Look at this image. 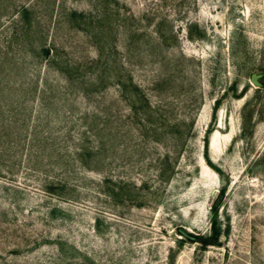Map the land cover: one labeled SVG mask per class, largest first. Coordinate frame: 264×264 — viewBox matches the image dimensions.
I'll list each match as a JSON object with an SVG mask.
<instances>
[{
	"label": "rangeland",
	"instance_id": "rangeland-1",
	"mask_svg": "<svg viewBox=\"0 0 264 264\" xmlns=\"http://www.w3.org/2000/svg\"><path fill=\"white\" fill-rule=\"evenodd\" d=\"M3 72L0 264H264V0H0Z\"/></svg>",
	"mask_w": 264,
	"mask_h": 264
},
{
	"label": "trees",
	"instance_id": "trees-1",
	"mask_svg": "<svg viewBox=\"0 0 264 264\" xmlns=\"http://www.w3.org/2000/svg\"><path fill=\"white\" fill-rule=\"evenodd\" d=\"M28 4L23 3L19 6V8L17 9V12H26V10H28ZM75 13V11H73V14ZM14 18V17H13ZM43 49V48H42ZM45 51L49 50L48 45L45 46L44 48ZM5 77V72H3L2 74H0V94H3L4 92H6L5 90L8 88V85L10 84L9 81L4 78ZM15 84L11 82L10 86L13 87ZM1 101V100H0Z\"/></svg>",
	"mask_w": 264,
	"mask_h": 264
},
{
	"label": "water",
	"instance_id": "water-1",
	"mask_svg": "<svg viewBox=\"0 0 264 264\" xmlns=\"http://www.w3.org/2000/svg\"><path fill=\"white\" fill-rule=\"evenodd\" d=\"M254 75H255V74L252 73V74H251V78L254 80V82H255L256 84H260V82L255 78ZM221 197H222V193H219V194L217 195L216 199H215L214 202H213V207H215V206L218 205V203H219ZM178 231H179L182 235H184V236H187V237H189V238H195V236L191 235V234H190L185 228H183V227H179V228H178Z\"/></svg>",
	"mask_w": 264,
	"mask_h": 264
}]
</instances>
